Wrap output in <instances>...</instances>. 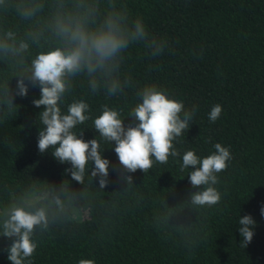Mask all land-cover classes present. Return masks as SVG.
<instances>
[{"label":"trees","instance_id":"trees-1","mask_svg":"<svg viewBox=\"0 0 264 264\" xmlns=\"http://www.w3.org/2000/svg\"><path fill=\"white\" fill-rule=\"evenodd\" d=\"M116 2L131 19L141 18L149 33L122 53L118 78L128 80V86L106 97L104 87L91 93L87 77H76L60 104L62 114L75 100L89 104L91 119L73 131L85 141H100L102 157L109 161L104 187L99 174L92 175L93 161L79 183L65 171L70 162L53 156V146L38 150L44 127L38 115L44 106L36 107L33 100L40 98V87L25 77L28 92L21 96L17 81L41 50L27 36L39 24L0 14V38L11 29L17 41L30 44L22 57L0 52V212L12 204L43 207L49 220L47 229L37 227L32 237L37 248L24 264H79L81 259L94 264H264V0ZM153 39L164 43L156 57ZM147 84L196 111L189 129L172 142L179 156H169L166 164L154 162L147 173H129L118 160L115 141H103L93 121L108 105L119 111L125 129L138 124L128 114L142 102L137 92ZM216 104L222 112L210 122ZM216 143L231 153L227 168L216 173L221 200L195 206L190 193L204 186L190 184L192 169L180 170L182 156L194 150L203 159L216 151ZM244 215L256 222L247 246L239 231ZM15 239L0 235V264H11L8 248Z\"/></svg>","mask_w":264,"mask_h":264},{"label":"clouds","instance_id":"clouds-1","mask_svg":"<svg viewBox=\"0 0 264 264\" xmlns=\"http://www.w3.org/2000/svg\"><path fill=\"white\" fill-rule=\"evenodd\" d=\"M12 14L22 21L37 20L39 27L27 32V36L41 48L31 59L24 73L17 81V94L26 96L28 84L40 87V98L34 99L36 107L44 109L38 119L40 128L38 150L44 153L53 146V156L60 162H70L72 178L83 183L86 165L95 164L92 175L99 174L101 187L107 185L109 161L102 157L101 143L96 138L85 141L73 129L91 119L89 104L75 100L68 105L67 114H62L60 104L73 86L74 78L87 77L91 93L98 94L104 87L106 97L124 92L128 80L118 78L122 53L130 44L146 40L149 33L139 17L131 19L123 5L116 0H0V14ZM17 33L11 29L0 38V52L22 57L30 49L28 40L17 41ZM41 40L44 41L41 44ZM45 45L47 47L45 48ZM151 54L162 53L163 42L153 39ZM106 86V87H105ZM142 102L137 103L128 116L139 121L125 129L120 113L108 105L102 106V113L95 117L94 128L99 137L108 143L115 141V152L120 164L129 173L137 169L147 173L153 163L166 164L169 156L180 153L173 147V140L189 129L196 109L185 110L183 102L169 98L155 84H147L137 92ZM12 96L8 100L11 108ZM219 104L212 106L208 114L210 122L221 115ZM211 155L200 159L194 150L182 156L180 170L191 167L188 174L193 187L203 185L202 190L190 193L195 206L211 207L221 200L220 192L214 187L218 183L216 173L227 168L231 159L228 147L220 143ZM131 181L132 177H126ZM59 203V201H57ZM264 215V208L261 209ZM0 216V235L15 237L8 248L11 264H24L33 255L37 243L32 239L37 227L47 229L49 220L45 208L12 204L5 207ZM255 221L251 215L240 217L239 231L243 243L251 241ZM31 264V261H28ZM79 264H94L93 260L81 259Z\"/></svg>","mask_w":264,"mask_h":264}]
</instances>
